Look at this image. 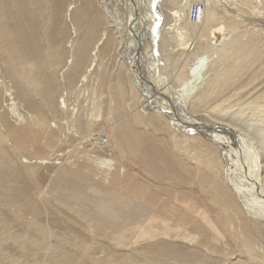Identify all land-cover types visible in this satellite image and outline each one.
<instances>
[{
    "label": "bare ground",
    "instance_id": "obj_1",
    "mask_svg": "<svg viewBox=\"0 0 264 264\" xmlns=\"http://www.w3.org/2000/svg\"><path fill=\"white\" fill-rule=\"evenodd\" d=\"M127 1L130 2V0ZM132 2L135 7H132V5L128 3L127 7L130 5L129 11L132 12H129L130 15L126 17L125 22L129 28L127 30L128 38H132L134 41L133 33L135 30L133 31V29H136L137 19L140 17V10L138 1L132 0ZM165 9L168 10L169 8L166 7L164 10ZM157 10H155V12H157ZM170 10L171 9L168 11ZM107 11L101 9L98 0H0V57L6 59L7 69L5 70L3 79L9 84L7 86L3 84V89L7 91L9 87L14 86V98L11 100L16 99V103L21 109H17L18 113L15 111L12 114H15L17 118L22 116V118L25 119L22 125L15 126L9 122L4 114L0 113V149L8 160H12L10 151L17 152L20 149L18 143L28 138L26 135L31 132L32 124L39 125V132H41L47 140L55 135H59L60 138L63 137L62 128L64 127H62L61 121L74 119V108L70 106L71 103L68 94L74 92L79 96L83 94L89 86H92L94 81L91 79V76L97 65L98 57L101 55L102 58H105L111 51H113L122 72L120 75L117 74L114 81L109 84L118 91L117 94L112 88L110 89L109 97L111 105H116L117 98H125L127 96V90L130 88L134 94L142 96V108L144 110H146L147 107L145 108V106L148 105L149 101L156 107L164 108L163 102L159 96L152 97V94L156 93L155 90V93H153V89H151L149 93V89L146 88V90H142L140 87V83L144 85L146 83H144L140 77V79L137 78L132 67L140 51L139 49L137 50L136 47L132 49V39H128L126 45L122 47V38L116 31V21L107 20ZM166 15L168 14L166 13ZM234 15L238 20L237 14ZM63 17L65 18L64 22ZM67 17L69 23L67 22ZM168 17L170 18L171 16L169 15ZM166 18L165 21L167 20ZM45 21H47L48 24L43 31L42 28ZM251 21L253 23L254 20H250L249 22ZM157 22L158 24L156 23V25H154L155 29L159 26H162L163 30L170 29L169 26L167 28H165V26L167 23L169 25L171 21L164 23L161 15L158 16ZM240 22L242 23V21ZM212 31L216 41L219 42L218 45L215 43L217 45L215 50L213 52L210 51L212 53L208 51L192 57L191 63L186 69L185 74L181 76L178 82L172 87L175 95V98H171H174L172 100L174 104L173 108L179 109V112H167L169 113L167 114L168 117H165V111H163V109H158L157 112L150 110L151 113L145 114V117L148 118V123L151 124L144 123L141 116L128 119L125 121L126 127L121 123L115 128L110 129L103 137L106 138V142L104 143L99 138V142L96 141L93 143V152L90 151L88 153L89 157L87 156V160L91 161L89 159L90 157L93 158L91 153L99 154L100 152L116 151V148L124 150L128 157H130V159L144 172L146 170L150 171H146L145 174L152 182L156 183V187L159 188V192L155 193H160L165 198L164 201L160 200V196L157 197L159 198L158 201L156 199H150L145 192L143 195L138 194L137 197V195H135L137 190L129 191L128 188V193H123L122 188H120L122 184L120 180L121 167L114 163L115 169L109 181L112 186H114L110 195L114 198L115 204H103L99 209L94 210L86 220H83L85 222L83 226L104 233L106 239L110 241H114L115 239L116 241L113 242V245L126 243L129 246L131 243V251H136L137 247L141 245L143 249L141 256L146 262L139 263L132 254L129 255L128 261H126L130 264H167L169 260L176 261L180 264H210L212 262H214V264H219V261H213L214 258L209 261V259L200 253L199 248L205 247L209 249V246L214 247L213 250H210L214 254L219 255L223 252L224 256L225 254H227V256H232L228 251L229 248L226 249L227 243H225L223 238L220 239V244H218L213 240H207V236H204L203 239L195 242V250L189 252H183L179 249L178 243L163 242V239L154 245H150L147 243L148 239L146 238V234H143V232H146L144 231V225H147L146 222L148 220L146 216L153 217V227H149L148 229L155 233L165 230L168 234L169 230L176 229V227H171L173 225L180 226V214L182 212H187L188 214L197 216L200 223L204 225L196 235H201L205 232V229H210V233H212L213 236H217L216 234H218V232L223 233L225 230L230 231L231 228L236 225V229L235 227L233 228L234 231H236H232L230 238L237 248L241 245L243 248L245 247L249 251H253L252 248L255 243L261 240L264 241V231L261 230L262 228L260 229L255 226V224H253V227H257V229H253L250 226L249 220L244 215L240 204L236 201V196H246L252 198L255 202L264 203V175L262 176L260 173L257 161L259 156L257 153H254V148H252L248 142L250 140L248 137L249 133L223 119V114L228 108L225 104H223L225 105L223 107L218 105L214 108H208L209 110L203 113L195 109L200 107L204 101L209 100L211 97L210 91H208V88L212 85V83H210L211 80L210 82L207 81L205 85L203 84V88L197 89V87L201 85L203 81L205 82L207 80V78L204 80V76H208L209 67L207 68L206 74H203L204 69L215 54H217V59L219 54L225 55L227 53H232V55L233 53H237L239 59L241 56H243L244 59H248L251 55V52L246 55L242 53V51H239L245 49L239 37H237V39L239 38L237 41L235 39L236 42L234 41V43L228 44L225 43L227 39L224 42L219 40L221 36L219 35L221 27ZM225 32L226 30L222 27L221 39L228 36ZM183 34L185 35L186 33ZM166 36L168 37L167 34ZM66 44L69 45L65 46ZM6 49L7 56L4 57L3 53ZM191 54L189 56L190 58L192 56ZM141 58H145V54L141 53ZM226 58L225 60L221 58L222 65L227 61ZM257 61L255 62L257 63ZM240 62L243 63L242 61ZM245 62L246 60H244V63ZM259 64L263 65L264 60ZM227 68L230 70V66ZM230 71L232 72V70ZM231 72L229 74H231ZM96 73L98 76V71H96L94 75H96ZM129 73L132 75H129ZM215 74L214 72L212 77H215ZM234 75L235 73L233 77ZM99 82L103 84L104 77H101ZM215 82H217V80ZM151 84L152 83H148L147 85L151 87ZM154 85L155 84H153V86ZM164 86L165 87L161 89H158L161 87L158 86V94L163 95V92H166L169 88L166 89L167 84H164ZM75 87H77V89H74ZM82 87H84V89H82ZM154 87L156 89V86ZM164 89L165 91H163ZM94 92L95 89L91 88V93ZM8 96H11V94L8 93ZM252 97H254V95ZM176 99H179V101ZM180 101L183 102V104L187 103L191 105L189 111L180 106ZM229 101H232V98ZM169 104L172 105V102ZM259 104V106L264 105V97ZM12 105H15V103H12ZM124 106H127V102H125ZM117 107L120 108L122 105L118 103ZM198 114H203L205 119H207L208 122L210 121V123H207L209 127L205 124V121L195 119ZM170 115L177 118L181 117L186 122V127H191L189 128L190 134L180 135L177 131L169 127L171 123L169 118ZM98 117H100V115L88 118L86 115L83 117L79 116V120L76 119L75 123L78 129L85 128L86 131L87 127H91V123L101 121L98 120ZM200 123H203L205 126L201 127ZM209 128H212V130H207ZM203 135L209 137L211 142L205 140L206 138L204 139ZM82 138L81 136L78 137L77 141L80 142ZM63 142L67 144L70 143L69 139H65ZM7 143L9 147L5 146ZM226 144L234 145V147L231 146V154L236 158L237 164L233 162L234 166L238 165L236 175H232V178L229 180L222 176L223 164L230 159L228 150L227 152L224 150V153L218 147ZM95 147L98 149H95ZM24 151L28 152L30 150L28 148ZM28 154L30 153L28 152ZM194 157H197L196 161ZM96 158L97 157L94 156L93 160L95 159L96 162L93 163V161H91V163L96 165L99 169L104 168L106 171H110V167L107 166V164H110L111 161H113L112 159ZM62 161L63 160H61V162ZM61 162L47 163L42 160L33 163L36 165L50 164V166L52 165L53 167H50L49 170H58V167L55 166L60 165ZM12 166L13 165L8 164L7 161H3L0 158V260L3 261L5 257H7L3 254V249H12L17 244L22 248L24 247L21 255V257L23 256L22 260L31 261L30 255L33 250V239H31V237L33 233L28 232L24 226L20 228L21 230H18L16 222L13 219L29 220L27 224H32L34 223L30 221V218H32L31 220H35L36 223L40 221L42 225V213L40 212L42 205H40L38 197L40 195H48L49 197L54 194L56 190H62V185H58L56 174L52 176L49 174L42 175L37 172L40 167L33 168L31 165H28L29 169L27 176L35 180L31 186L30 183L21 178V175L25 173L23 171L21 173L17 169H9ZM86 167L87 164L85 163H81L78 166H70L72 171L71 177L77 181L82 177L87 179V175L84 172ZM155 169H162L165 175L170 176L172 174L175 178H181L185 175V179H179L176 184H172L167 179H163V186H161L158 184L159 181L156 180ZM68 185L69 184H67L66 187H68ZM45 186L47 187L45 188ZM190 186L201 188L203 195H199L198 199H196V192L188 189ZM40 187L42 190H46L42 191ZM168 192H171V194L177 192L179 197L178 208L175 202L173 204L172 202L171 204L167 203V199L173 200V198L167 195ZM140 193L142 194V192ZM62 194L77 200L86 197V202H89L88 205L90 206L88 208H92L95 205L92 201V197L83 193L80 187L74 186L72 192H62ZM32 195L36 199H34ZM123 195L128 196L136 206L131 204L129 206V213L124 215V217H120L122 214L120 210L123 208V204L119 202V198L123 197ZM132 195L136 198L134 199ZM185 205H187L188 208H186ZM191 205L194 207L193 209H191ZM8 209L13 212V216L9 218L4 213ZM216 218L219 222L216 221ZM232 222L234 224H232ZM112 223H121L125 227H129L126 231V242L123 241L122 238L120 240L116 239L113 233L108 231V226ZM47 224L49 225L50 223ZM210 224L213 226H210ZM218 225H220V227H218ZM197 229L198 227L194 226L191 229V233L194 234ZM138 232H140L139 239L136 237ZM149 233L151 232H148V234ZM162 233L163 232H161V234ZM7 234L8 237H6ZM79 238L83 239L82 236ZM83 240L85 242V239ZM238 240L240 241V245L237 243ZM150 242L151 241H149V243ZM51 260L49 264H80L78 262L75 263V258L71 256L59 259L51 258ZM39 261L40 260H37L36 262ZM40 263H43V261ZM110 263L111 262H107V260L104 259H102L101 262L97 260L94 261V264Z\"/></svg>",
    "mask_w": 264,
    "mask_h": 264
},
{
    "label": "rangeland",
    "instance_id": "obj_2",
    "mask_svg": "<svg viewBox=\"0 0 264 264\" xmlns=\"http://www.w3.org/2000/svg\"><path fill=\"white\" fill-rule=\"evenodd\" d=\"M136 1H138L140 17L137 19L136 29H133V31L135 30L133 33V41L132 38H128L127 30L129 28L127 27L128 25L125 22L126 17L130 15L129 12H132L129 11L130 5L129 7H127L128 3H130L132 7H135L132 0H130V2L127 0H98L101 9H105V11L108 10L107 20L116 21V31L122 38V47L126 45V41L128 42V39H132V49H135L136 47L137 50L139 49L140 51L139 56L136 57L134 65L132 66L137 78L140 77L142 81L146 83L145 85L143 83H140V87L142 88V90H146V88L149 89V93L151 92V89H153V93H155V90L156 95L152 94V97L159 96L163 102L164 108L156 107L151 101H149L151 103L148 102V105L145 106V108H147L146 110H144L142 108V96H137V94H134L130 88H128L127 96L125 98H117L116 105H111L109 97L110 89L112 88L115 92H117V94L118 91H116L112 87V85L109 84L114 81L117 74L120 75L122 73L120 70V65L118 64L113 51H111L107 56H105V58H102L101 55L98 57L97 65L95 66L94 72L91 76L94 84L92 86H89V88L79 96L74 92L68 94L71 103L70 106L74 108V119L61 121L62 127H64L62 128V138H60L59 135H55L47 140L44 138V135L39 132V125L32 124L31 132L26 135L28 138L18 143L20 149L17 152L10 151L12 160H8L6 155L0 149V158L3 161H7L8 164L13 165L9 169H17L21 173L23 171L25 174H22L21 178L30 183L31 186L33 185L35 180L27 176V172L29 169L28 165H31L33 168L40 167L37 172L41 173L42 175L49 174L50 176H52L53 174H56V179L59 183L58 185H62V190H56L55 193L53 192L54 194L50 195L51 197L49 196L50 198L48 197V195H40L38 197L40 205H42L40 212L42 213L41 218L43 226L40 224V221L36 223L35 220H31L32 218H30V221L34 222L32 224H27L29 220L25 221V219H13L16 222V227L18 228V230L24 226L28 232L33 233L31 237V239H33V250L31 251L30 255L31 261H24V259L22 260L23 256L21 257V255L24 247L22 248L16 244L12 249H3V254H5L7 257H5L3 261L0 260V264H49L52 261L51 258L59 259L66 256L75 258V263L78 262L80 264H94L95 260L101 262L102 259L107 260V262H111L110 264H130L126 261H128L129 255L132 254L139 263L146 262V260L141 256V253L143 252L141 245L137 247L136 251L130 250L131 243L129 244V246L126 243L113 245V242L116 241L115 239L114 241H110L106 239V235L104 233L96 231L93 228L83 226V224L85 223L83 220H86L94 210L99 209L103 204H115L114 198L110 195V192L112 191L114 186H112L109 181L115 169L114 163L121 167L120 180L122 184L120 185V188H122L123 193H128V188L129 191L137 190L135 194L137 195V197L138 194L143 195L146 193L148 198L156 199L157 201L159 200V198H157L159 196L161 201H164L165 198L160 193H155L159 192V188L156 187V183L152 182V180L149 179L145 174V172L149 170H146L144 172L134 161L130 159V157H128L124 150L116 148V151L100 152L99 154L91 153L93 158L94 156H96L97 158H104L109 160L112 159L113 161H111L110 164H107V166L110 167V171H106L104 168L99 169L96 165L93 164L96 162V160H93L92 157H90L89 159L93 161V163L87 160V158L89 157L88 153L90 151L93 152V143H95L96 141L99 142V138L104 143L106 142V138L103 137L110 129L115 128L121 123L124 125V127H126L125 121L128 119L141 116L142 121L144 123H148V118L145 117V114H150L152 110L157 112L158 109H163V111L166 112H164L165 117H168L167 114L169 113L167 112H179V109L173 108L174 104L172 100L175 98V95L173 93L172 87L176 82H178L181 76L185 74L186 69L191 63L192 57L208 51L209 53H212L215 50L219 42L216 41L215 35L213 34L212 30L220 27L221 32L223 27V29L226 30L225 34L228 36H226L224 39H221L222 34L221 32H219V35H221L219 40L224 42L227 39L225 43L232 44L234 43L235 39L237 41L240 38L239 40L242 41L241 43L245 46V49H241L239 51H242V53H245L246 55L251 52V55L248 59H244L243 56L240 55L241 58L239 59V55L237 53H233V55L232 53H227L225 55L219 54V57L224 56L221 57L224 60L227 56V61L224 65H222L221 58L218 57L217 59V54H215L213 59L209 61L204 69L203 74H206L207 68L209 67L208 76H204V80L206 78L207 80L205 82L203 81L202 84L198 85L197 87V89L201 87L203 88L205 83L207 81L210 82L211 80L210 83H212V85L210 86V88H208L211 97L209 100L204 101L200 107H197L195 109L198 112L203 113L206 110H209L208 108H214L218 105L220 107L227 105L228 108L223 114V119L227 120V122L235 124L237 127L249 133L248 137L250 138V140L248 142L250 146L254 148V153H257L259 156L257 161L260 168V173L262 176L264 175V105L259 106V103L264 97V64H259L264 60V0ZM166 7L171 10H164V8ZM155 10H157V12H155ZM166 13L168 15H166ZM233 13L237 14V18H239V21L236 19V16ZM159 15H161L162 21L164 23L171 21L169 25L168 23L166 26L164 25L165 28L169 26L170 29L163 30L162 26H159L157 29L154 28V25H156V23L158 24L157 19ZM169 15L171 16L170 18L168 17ZM165 18L167 20L169 18V20L165 21ZM64 20L65 18L63 17V22ZM250 20H254V24L252 23V21L249 22ZM240 21H242V23ZM256 21L259 22L257 23ZM47 24L48 22L45 21L42 28L43 31L45 30V26ZM183 33H186L187 35H184ZM166 34L168 35V37L166 36ZM237 37L239 38L237 39ZM174 39H178L179 41H175ZM67 45L69 44H66L65 46ZM179 47L184 48L181 49ZM190 51L192 52V54ZM141 53L145 54V58H141ZM190 54L192 55L191 58L189 57ZM3 55L4 57L7 56V49L4 50ZM244 60H246L245 63ZM240 61H242L243 63H241ZM255 61H257V63ZM229 66L232 72L229 70V68H227ZM6 69V59L0 57V113L4 114L8 118L10 123L14 124L15 126H20L24 123L25 119L22 118V116H20V118H17L15 114H12L15 111H17L18 113V110L21 109L16 103V99L11 100L12 98H14V86L9 87L7 91L6 89H3V84H5V86L9 85L3 79ZM96 71H98V76L97 73L96 75H94ZM228 71H230L231 74H229L230 72ZM214 72L216 73L214 75L215 77H212V74ZM227 72L228 74L226 75ZM234 73L235 75L233 77ZM129 75L132 74L129 73ZM101 77H104L103 84L99 82ZM216 80L217 82L219 80V82H221L222 84L219 82H215ZM212 81L215 83H213ZM148 83H152L151 87L147 85ZM153 84H155L154 86H156V89ZM164 84H167L166 89L169 87V91L167 89L166 92H163L165 95H160L158 94V89L165 87ZM158 86L161 87L158 88ZM91 88L95 89L94 93H91ZM74 89H77V87H75ZM82 89H84V87H82ZM163 91H165V89ZM8 93H10L11 96H8ZM233 95L235 98L233 97ZM253 95L254 97H252ZM172 97L174 98L171 99ZM231 98L232 101H229L231 100ZM176 100L179 101V99ZM125 102H127V106H124ZM171 102L172 105L169 104ZM12 103H15V105H12ZM118 103H120L122 107L118 108ZM180 103V106H182V108H184L185 110L189 111V109L191 108L190 104H183V102L181 101ZM85 115L87 118L100 115V117H98V120L101 121L91 123V127H87L86 131L85 128L78 129L75 120L78 119L79 116L83 117ZM169 118L171 122L169 124V127L177 131L180 135L190 134L189 128L191 127H186V122L181 117L177 118L170 115ZM195 119L205 121L206 125L207 123H210V121L208 122V120L205 119V116H203V114L196 115ZM200 126L204 127L205 125L203 123H200ZM207 126L209 127V125ZM207 130H212V128H209ZM80 136L83 137L81 139L83 141L80 140L79 142L77 141V139ZM204 136L205 135H203V138H206L205 140L211 142L209 137ZM63 139H69L70 143L67 144L66 142H63ZM5 146L9 147V144L7 143V145ZM231 146L234 147L233 144L218 146L224 153L228 150V155L230 157V159L227 160L228 162H225L223 164L224 167L222 176L227 180L231 179L232 175H236L238 166H234L233 164V162H235V164L237 163L235 160V156L231 154ZM28 148L30 150L28 151L30 154L24 151ZM95 149L98 148L95 147ZM60 159L63 161L61 162ZM194 159L196 161L197 157H194ZM42 160L47 163L61 162V164L55 166L58 167V170H49L50 167H53L52 165L50 166V164H34L35 162L37 163ZM81 163L87 164V167L84 170L87 175V179H85V177H80L81 179L77 181L71 177L72 171L70 169V166H78ZM155 170L156 180L159 181L158 184L161 186H163V179H167L172 184H176L179 179H185V175L183 173L182 174L184 175V177L175 178L172 174L170 176L165 175L162 169ZM67 184H69L68 187H66ZM74 186L80 187L83 193L92 197V201L95 204L92 208H88L90 206L88 205L89 202H86V197H82L81 199L77 200L73 197H68L62 194V192H72ZM46 187L47 186H45V188ZM188 189L196 192V199H198L199 195H203L201 188L199 189L198 187L190 186ZM40 190H42L41 187ZM45 190L46 189L42 191ZM140 192H142V194ZM167 195L174 200L171 201L167 199V203L171 204L172 202L173 204L175 202L178 208L179 197L177 192H173L172 194L171 192H168ZM132 197L134 199L136 198L134 195H132ZM34 199L36 198L34 197ZM236 201L240 204L244 215L249 220L251 224L250 226L253 229H257V227H259L260 229L262 228L261 230L264 231V203L255 202L254 200H252V198H248L246 196H236ZM119 202L123 204V208L120 210L122 212L120 217H124V215H127L129 213V206L131 204L133 206H136V204L126 195L120 197ZM185 207L188 208L187 205H185ZM193 208L194 207L191 205V209ZM4 213L6 214V216H8V218L13 216V212L10 211V209L6 210ZM180 215L181 218L179 222L181 225H173L171 228L176 227V229L169 230L168 234L165 230L161 231L163 232L162 234L161 232L155 233L150 231L148 228L153 227V217L146 216L148 220L146 222L147 225H144V231L146 232H143V234H146V238L148 239L147 243L150 245H154L155 243L163 239V242L165 241L173 244L178 243L177 245L179 249H181L183 252H189L195 250V242L203 239L204 236H207V240H213L218 244H220V239L223 238L225 240V243H227L226 249L229 248L228 251L232 256H227V254H225L224 256L223 252L219 255L214 254L210 251L214 249V247L212 246H209V249L205 247L199 248L200 253L207 259H209V261L214 258L213 261H219V264H264L263 240L255 243L252 248L253 251H249L248 249H246L245 247L243 248L240 245L239 239L237 243L240 246L237 248L235 243L230 238L232 231H234L233 228L236 225L231 228L230 231L225 230L223 233L218 232V234H216L217 236H213V234L210 233V229H205V232H203L201 235H196V233H199L200 228L204 226L202 223H200L197 216L188 214L187 212H182ZM43 216H46L47 218ZM216 221L219 222L217 218ZM45 222L50 224L48 225ZM232 224L234 223L232 222ZM253 224H255V226L257 227H253ZM194 226H197L198 229L193 234L191 233V229ZM210 226L213 225L210 224ZM218 227H220V225H218ZM127 228L129 229L128 226L125 227L121 223H112L108 226V231L113 233V236L116 239L120 240L122 238V240L125 241L127 239ZM148 232L151 233L148 234ZM139 233L140 232H138L136 235L137 239L140 238ZM219 233L222 235H220ZM81 236L83 237V239H85V242L82 238H79ZM6 237H8V234L6 235ZM149 241L151 242L149 243ZM37 260L40 261L36 262ZM41 261H43V263H40ZM167 264L180 263L169 260ZM210 264H214V262Z\"/></svg>",
    "mask_w": 264,
    "mask_h": 264
},
{
    "label": "built area",
    "instance_id": "obj_3",
    "mask_svg": "<svg viewBox=\"0 0 264 264\" xmlns=\"http://www.w3.org/2000/svg\"><path fill=\"white\" fill-rule=\"evenodd\" d=\"M197 21V20H196Z\"/></svg>",
    "mask_w": 264,
    "mask_h": 264
}]
</instances>
